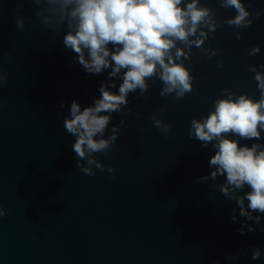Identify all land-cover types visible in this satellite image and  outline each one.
I'll return each instance as SVG.
<instances>
[{
  "label": "water",
  "instance_id": "95a60500",
  "mask_svg": "<svg viewBox=\"0 0 264 264\" xmlns=\"http://www.w3.org/2000/svg\"><path fill=\"white\" fill-rule=\"evenodd\" d=\"M202 3L220 20L235 15L217 0ZM35 9L0 0V68L8 77L0 88V206L8 210L0 219V264H264V216L259 225L247 221L232 196L198 183L213 171L215 153L188 137L190 121L214 110L221 89L259 98L248 66L264 71V0L251 2L249 11L261 12L251 27L225 24L210 34L204 46L221 50L213 59L193 47L192 93L161 97L158 79L143 96L130 93L106 132L105 138L124 121L115 145L96 154L105 170L94 169L93 177L76 167L75 137L63 116L73 100L91 106L108 73H86L65 48L63 30L41 24ZM18 15L25 17L23 30ZM255 45L260 53L249 56ZM114 82L118 91L122 81ZM153 115L171 124L170 134L153 126ZM245 223L256 231L241 235L236 229ZM252 246L261 250L259 260L251 259ZM242 249L246 254L225 259Z\"/></svg>",
  "mask_w": 264,
  "mask_h": 264
},
{
  "label": "clouds",
  "instance_id": "9594fccd",
  "mask_svg": "<svg viewBox=\"0 0 264 264\" xmlns=\"http://www.w3.org/2000/svg\"><path fill=\"white\" fill-rule=\"evenodd\" d=\"M19 2L34 4L36 16L48 29L63 30L65 48L75 53L74 62H78L86 73H108V79L100 84L99 98L91 106L82 108L73 100L69 114L63 116L64 129L75 137L72 149L76 154V167L89 177L96 175L94 169L105 170L96 154H106L115 145L124 121L112 125L107 138L106 132L113 114L122 113L129 104L130 93L138 91L143 96L150 88L149 81L158 79L163 85L159 92L161 97L174 95L175 99H183L194 91L190 68L193 47L211 60L221 50L204 46L210 34L214 36L225 24L236 29L251 27L253 20L261 16L260 11H249L252 0H217L223 9L235 10L233 17L224 20L218 19L216 11L205 6L202 0ZM16 27L24 29V16H17ZM236 38H241L239 32ZM259 53V45L248 51L249 56ZM216 67L223 68V62H218ZM259 68L264 69V64ZM248 70L254 73L259 98L253 99L247 93L238 94L228 88L221 89L222 98L214 101V110L205 117L190 121L188 137L200 141L204 148L211 144L214 149L215 154L209 159L213 171L201 180L223 178L221 193L236 201L239 216L259 225L264 216V143L259 142L264 140V71H258L256 65H249ZM7 80V74L0 68V88ZM116 80L122 81L118 91H115ZM64 106L61 100L60 107ZM151 120L162 133H171V124L155 115ZM240 141L254 142L249 146ZM107 171L114 173L116 169L108 166ZM7 215L8 210L0 206V219ZM230 219L237 221L236 209L232 210ZM245 229L247 232L256 231L247 223L236 231L244 235ZM244 254L246 250L242 249L225 259H237ZM260 257L261 250L252 246L251 259L259 260Z\"/></svg>",
  "mask_w": 264,
  "mask_h": 264
},
{
  "label": "trees",
  "instance_id": "16d2710c",
  "mask_svg": "<svg viewBox=\"0 0 264 264\" xmlns=\"http://www.w3.org/2000/svg\"><path fill=\"white\" fill-rule=\"evenodd\" d=\"M200 185H205V186H217L219 187V189L221 188V186L224 184V179L223 178H218L216 181H207L204 183H199Z\"/></svg>",
  "mask_w": 264,
  "mask_h": 264
},
{
  "label": "rangeland",
  "instance_id": "374dc122",
  "mask_svg": "<svg viewBox=\"0 0 264 264\" xmlns=\"http://www.w3.org/2000/svg\"><path fill=\"white\" fill-rule=\"evenodd\" d=\"M204 182H207V180H200V182H198V183H204Z\"/></svg>",
  "mask_w": 264,
  "mask_h": 264
}]
</instances>
